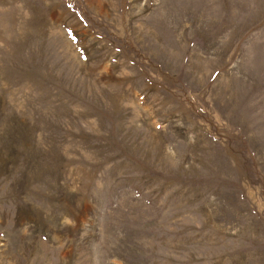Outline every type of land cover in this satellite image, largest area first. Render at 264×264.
<instances>
[{"label": "rangeland", "instance_id": "374dc122", "mask_svg": "<svg viewBox=\"0 0 264 264\" xmlns=\"http://www.w3.org/2000/svg\"><path fill=\"white\" fill-rule=\"evenodd\" d=\"M0 264H264V0H0Z\"/></svg>", "mask_w": 264, "mask_h": 264}]
</instances>
